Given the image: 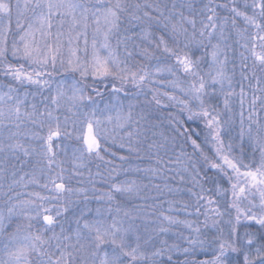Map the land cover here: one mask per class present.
Listing matches in <instances>:
<instances>
[{
    "label": "snow or ice",
    "instance_id": "1",
    "mask_svg": "<svg viewBox=\"0 0 264 264\" xmlns=\"http://www.w3.org/2000/svg\"><path fill=\"white\" fill-rule=\"evenodd\" d=\"M180 7L187 8L189 15L176 11L175 3L166 14L167 4L160 0H15V5L11 0H0V73L10 77L16 85H34L37 90L50 89V80L45 77L50 78L57 72L74 73L80 77L79 80L73 78L67 85H58L54 94L50 91L44 98L47 103L42 102V109L36 103L29 105L28 93L21 96L19 88L12 84L5 86L7 91H0V189L9 178V166L16 167L10 158L19 160L22 155L25 160L21 166L31 163L33 169L19 179H16V171H11V182L7 183V191L3 193L6 215L0 213V238L7 259H0V264H264V123L256 111L258 102L264 108V87H259L264 82V0H251L250 3L243 0L242 5L238 0L226 3L207 0L198 10V14L205 18L200 21L199 28L197 9L191 0ZM221 9L229 15L221 16ZM90 18L96 27L89 53L87 30ZM125 18L130 24L146 25L141 28L142 39L151 47L141 48L139 55L146 61L156 60L154 68L141 66L134 71L112 47L111 38L119 37ZM238 19L243 21L244 27L238 26ZM229 24L236 33V43L253 59L251 74L257 87L249 102L247 133L243 111L247 92L243 84L240 92H235L232 78L224 71L227 56L220 59L227 46L224 42L229 38ZM153 25L159 35L150 30ZM101 35L103 39L99 40ZM213 39L217 42L213 43ZM120 43L123 40L117 39V45ZM201 47L211 48L215 75L211 72L202 74L203 57L194 58L192 52V49ZM258 47L260 51H257ZM125 51L132 56L130 51ZM240 55L245 62L249 58L243 52ZM243 67L246 68L247 64ZM257 69L261 76H257ZM165 73L173 77L167 81L168 85L182 93L183 98L167 92L163 95L182 106L179 113L186 112L187 120L203 119L213 142L214 158L201 150L197 140L183 128L179 116L170 114L169 123L174 125L175 132L190 140L194 152H199L203 160V166H197L189 157L183 169L185 172L192 169V187L188 191L194 198L192 210L189 211L188 203L183 205V210L187 216L195 218L180 219L161 213L150 220L137 212L121 209L119 205L113 209L117 194L139 195L140 185L135 180L112 182L107 193L95 197L107 202L103 209L96 208L91 217L87 211H82L74 228L61 226L57 232L56 217L61 212L58 210L54 216L46 202L63 199L65 194L73 192L84 193V199H88L86 189L74 190L65 183L67 169L54 150L59 146L58 142L74 135L81 141L82 147L72 152V163L80 168L84 166L85 155L104 159L102 143L115 144L119 137L121 148L139 153L149 140L148 129L141 123L147 122L148 116L143 110L136 114L133 103H129L126 113L120 105L115 117L108 115L105 119L97 116L95 107L85 111L92 97L87 94L88 86L83 81L89 76L114 77L120 82V87H113L114 93L121 92L127 83L143 91L149 84L159 83L154 77ZM241 75L244 80L249 79L243 72ZM215 85H219V93L224 96L223 107L228 112L232 111L229 97L239 96L241 143L247 134L254 153L259 152L258 161L253 154L252 160L246 162L243 148L239 156L229 155L233 150L231 143L225 151L221 112L212 103ZM150 91L152 101L149 103L160 106L159 89ZM257 92L260 95H256ZM230 119L224 123H229ZM172 139L174 141L175 137ZM166 143L167 138L164 142L152 139L147 144L149 152L154 150L158 165L164 163L159 152L165 149ZM180 155H184L182 150ZM125 159L120 156L121 161ZM176 162H180V156ZM208 170H215L214 175H208ZM144 171L155 175L160 169ZM73 175L79 173L73 172ZM41 177L46 181L41 183ZM180 180L184 181L185 177L180 175ZM20 184L24 187L37 184L53 195L29 192V199L19 200L11 193L15 191L14 186ZM196 188L199 191H193ZM20 195L16 193V197ZM17 216H22L23 222H15L13 218ZM200 216L204 217L202 221ZM33 221L37 224L42 221V224L37 226ZM174 228L177 230L173 231ZM180 229L187 230V234Z\"/></svg>",
    "mask_w": 264,
    "mask_h": 264
},
{
    "label": "rangeland",
    "instance_id": "2",
    "mask_svg": "<svg viewBox=\"0 0 264 264\" xmlns=\"http://www.w3.org/2000/svg\"><path fill=\"white\" fill-rule=\"evenodd\" d=\"M12 4L15 5V0H11ZM149 2H154V0H149ZM161 3L167 4L166 14L169 10L172 9V4L175 3L177 5L176 11H183L185 15H189V11L187 8H181L180 5L187 3L188 0H160ZM194 4L195 8L197 9V28L200 27V21L204 20V16L198 14V10L203 6V4L207 3V0H191ZM229 0H216V3H226ZM241 5L243 4V0H238ZM251 0H249V3ZM221 16H228L229 13L226 10H219ZM13 18H15V8H13ZM207 22V21H205ZM90 27L87 30V37L89 41V53L91 52V41L93 37V30L96 27L94 23H92L91 18L89 20ZM128 24V25H127ZM239 27H244L243 21H237ZM146 27V25L142 26L139 23L132 22L131 24L125 18L124 22L121 24L119 37L113 36L111 38V45L113 48L117 50V54L122 60H125L132 70H137L141 66L148 67L149 69L154 68L157 61L151 60L146 61L142 56L139 55L141 48L143 47H151L147 40L142 39V32L141 28ZM13 30L15 31V23L13 20ZM154 35H159L160 32L155 25L152 26L150 29ZM191 31V29H190ZM251 32H254V29H250ZM227 33L229 38L226 42V47H224V54L220 56L221 60H224V56H227L226 63L224 65V71L226 75L232 78V87L236 93L240 92V86L243 84L245 91L247 92V97L244 104V129L245 133H247L248 127V109H249V102L252 98L253 92L257 87L256 80L252 77V74H249V71L243 67L246 63H249V60L246 62L242 60L241 53L243 52L245 56H249L250 53L242 48L240 44L236 43L237 36L234 31L231 29V25L229 24L227 27ZM99 40H102V35L98 37ZM117 39L123 40V43L117 45ZM217 41L213 39V43ZM207 43V41H205ZM222 43V46H224ZM258 43V42H257ZM81 48L83 47V39L80 41ZM130 51L132 56H128L127 52ZM257 51H260V48H257ZM194 52V58L203 57L201 61V69L202 74H206L211 72L212 75H215L214 65H212L211 60V48L208 47L207 49L201 48H194L192 49ZM82 54V53H81ZM67 55V52H65ZM27 68L28 66L25 65ZM252 68V64L249 66ZM244 69V70H243ZM31 70V69H29ZM251 76L248 80H244L241 73ZM257 76H261L259 69L256 71ZM182 76V74H181ZM76 79L79 80L80 77L78 74L74 73H62L57 72L52 75V77H45V79L50 80L51 88H43L37 90V87L34 85H16L14 81L11 80L10 77H5L2 73H0V91H7L5 87L8 84H12L14 87H18L20 90L21 96L24 95L25 92L28 93L27 101L30 105L31 103H36L39 108L42 109L43 103H47L44 100L45 97L49 95L51 91L52 94L55 93V89L58 85L64 84L67 85L72 80ZM183 78V77H182ZM207 79V75L205 76ZM154 79H158L159 83L152 85L149 84L147 87L143 89V91H139L135 88L131 83H127L124 85V88L119 93L113 92V87H120L119 80H116L114 77H106V78H93L89 76L86 80L83 81L85 85L88 87L86 88L87 94L92 97V102L89 103L88 109L85 111H91L93 107L96 108V114L101 119H105L108 115H112L115 117L116 110L119 108L120 105H123V110L126 113L128 109L129 103H133L136 105L135 113L139 114L142 110L148 116V121H142L141 123L144 125L147 131V136L149 140L145 141L144 147L141 148L139 153L136 152H129L126 148H121L119 146V137H117V143H102V151L101 155L104 157L103 160L96 158L94 155L92 157H88L85 155V159L83 161L84 166L80 168H76L75 165L72 163V152L74 149H78L82 147L81 141L75 138V135L71 139H61L59 141V146L56 147L54 150L57 153L58 160L64 161L63 167L67 169L65 173V183L75 189H86V194L88 199H84V193L73 192L71 194H65V197L60 200H53L50 202H46V205L52 209V214L55 216L56 212L59 210L61 214L56 217L58 223L55 225V230L57 232L60 231L61 226L65 229L69 227H75V220L78 216H80L82 211H87L88 216L95 215V209L100 207L104 208L107 204L106 201L97 200L95 197L101 196L107 193L110 190V185L112 182H131L133 180L136 181L138 185H140L139 195L133 194L131 197L128 196H120L117 194V199L112 203L113 209L117 205L121 207V209L129 210L133 212H137L140 215L147 216L150 220L156 219L160 216L161 213L165 215H172L178 218L183 217V219L193 220V216H187L185 211L179 209L178 197L173 195L171 198V194H177L178 191L176 189L178 186H172L171 189L174 191H166L162 192V189L168 190V181L165 175L159 171L155 175L151 172H145L144 169H151V168H158V165L155 161L151 164H143V159L146 157L153 158L154 150L149 152L147 150V144L151 142L152 139H155L160 142H164V138H167V143L165 149L160 151H167L170 149L169 147H181L182 146V139L175 134L174 127L169 123L170 117L167 115V111H171V106L174 107V115H176L175 111H177L176 104L167 99L163 93L167 92L169 94H175L178 98H183L177 89L170 87L167 83L168 80L173 79V77L167 75L166 73L160 77H154ZM97 83H104L103 87L105 86V90H98ZM106 83V84H105ZM102 87V88H103ZM216 89V93L212 97V103L218 107L221 112V122L224 124V130L221 132V137L224 140L225 144V151L227 152V145L231 143L233 145V150L231 153H228L231 156H239L241 148L244 150V156L246 158V162H249L253 158V154L255 155L256 161L259 160V152L256 151L254 153V149L252 144L248 140L247 134H245L243 143H241L240 139V103H239V96L235 95L229 97L230 104L232 111L228 112L223 107L224 96L219 93V85L213 86ZM259 87H264V82L259 85ZM156 88L159 89V98L162 101L160 106H157L154 102L149 103L152 101V91L150 89ZM228 86L225 83V90H227ZM211 91V88L209 89ZM256 95H260V93H256ZM195 103V102H193ZM220 103V104H218ZM164 105H167L166 107ZM256 111L259 113V118L262 123H264V108L259 106V102L257 104ZM164 113V114H163ZM229 123H224L225 121H229ZM106 122V120H105ZM109 128L112 125H108ZM155 133V135H153ZM162 134V135H161ZM173 137L175 140L173 141ZM23 139V137H21ZM229 139V140H227ZM125 139V143H126ZM27 143V141H26ZM169 146V147H168ZM104 148H107V151H103ZM115 152L116 155L113 156L112 153ZM67 153V154H66ZM252 153V154H250ZM120 156H125L126 159L121 161ZM25 158L21 155L19 160L11 159V164H15V169H12L9 166V178L7 182H3L5 184L3 189H0V213L6 215L5 206H4V196L3 193L7 191V183L11 182V171H16V179H19L21 175L25 173L32 172V164L31 163H23L21 166V162L24 161ZM113 169L117 171L112 172ZM139 169V171H137ZM59 169H57L58 171ZM73 172H78L79 175H73ZM112 172L110 176L109 173ZM27 180L28 177H25ZM41 183L46 181V178L41 177ZM165 181V183H164ZM2 182V181H0ZM147 185V187H144ZM159 185V188L156 187ZM15 191L11 193V195L19 200L29 199L28 193L29 192H39L41 195L49 196L53 195L48 190L40 187L37 184H28L27 187H24L22 184L15 185ZM51 187V185H49ZM20 193L19 197H16V193ZM148 195H153L149 198L150 205L148 208L142 202L144 199L148 197ZM178 195V194H177ZM34 199V197H32ZM173 201L176 202L175 207L173 208ZM154 204L158 205V207L153 206ZM171 204L172 210L169 211V206ZM181 205V204H180ZM66 209V210H65ZM90 210V211H89ZM115 214V212L113 213ZM121 215L123 213L121 212ZM182 219V218H180ZM13 220L15 222H23L22 216L14 217ZM34 224H37L36 221H33ZM15 226V224H13ZM177 229H173L176 231ZM187 234L185 229H180ZM35 231V228L33 229ZM46 235H50L47 233ZM171 236V234H169ZM171 242V241H170ZM0 259H7L3 250V243L2 238H0Z\"/></svg>",
    "mask_w": 264,
    "mask_h": 264
},
{
    "label": "trees",
    "instance_id": "3",
    "mask_svg": "<svg viewBox=\"0 0 264 264\" xmlns=\"http://www.w3.org/2000/svg\"><path fill=\"white\" fill-rule=\"evenodd\" d=\"M139 23V22H135ZM140 24V23H139ZM128 25V24H127ZM141 25V24H140ZM144 26V25H142ZM248 60L249 63L247 64L248 69H246V71H249V74H251V69L249 66L251 64H253V59L251 57V55L248 56ZM245 69V67H244ZM243 69V70H244ZM251 78V76H249ZM104 83H97L98 90H105V86L103 87ZM106 84V83H105ZM103 87V88H102ZM159 95V93H158ZM183 97V95H181ZM171 103H173L171 101ZM220 104V103H218ZM177 107V111H175L176 115H174V107L171 106V111H167V115L170 117L171 116H179V118L183 121V128L188 130V133L191 134L192 139H196L197 143L200 145L201 150H203L207 155H209L210 157L214 158V148H213V142L211 141V137L208 135L209 133V129L206 128L205 126V122L203 121V119H195L192 121L187 120V113H183L180 114L179 113V109L180 107H182L181 105H175ZM164 114V113H163ZM173 127L174 125L171 124ZM199 135H196V134ZM182 139V146L181 147H169L170 149H168L167 151H160L159 152V156L163 158V162L162 164L158 165V167L160 168V171L165 175V177L167 178L168 181V189L171 188L172 186H178V195L177 194H171V198H173V195L178 197V201H176L177 203H179V209L183 210V205L185 203H188L190 205L189 207V211H191V204L194 202V198L191 197V194L189 193L188 189L192 187V184L190 183V174L192 173V169L189 168L187 172L183 171L184 167L186 166V164L189 162L188 158L191 157L193 161H195L197 163V166H203V160L200 159L199 157V152H194V148L191 144L190 140H185L184 136H180L177 133H175ZM229 140V139H227ZM181 150L183 151L184 155H180L181 154ZM252 154V153H250ZM258 153L256 152V155ZM177 156H180V162L177 163L176 162V158ZM157 160V156L156 154L153 155V158L150 157H146L143 159V164H151L153 161L156 162ZM171 160V163H168V161ZM171 169V170H170ZM177 171H179V175L177 174ZM215 170H208V175H214ZM203 174V173H202ZM180 175H183L185 177L184 181L180 180ZM165 183V181H164ZM169 190H165L164 188L162 189V192H166ZM193 191H199L198 188L193 189ZM153 195H148V197L146 199H144L142 202H144V205H146V207L148 208L150 205H152V203H150L149 198L152 197ZM175 201H173V208H177L175 207L176 204ZM181 204V205H180ZM153 206L158 207V205L154 204ZM201 211H203V209H201ZM183 219V217H180ZM195 217L193 216V219ZM204 217L200 216L199 220H203ZM187 232V230H186Z\"/></svg>",
    "mask_w": 264,
    "mask_h": 264
}]
</instances>
